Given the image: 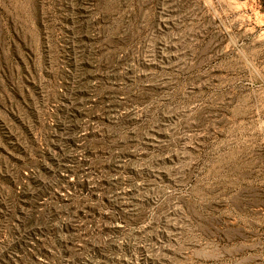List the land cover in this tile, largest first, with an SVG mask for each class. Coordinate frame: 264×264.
<instances>
[{"label":"rangeland","instance_id":"1","mask_svg":"<svg viewBox=\"0 0 264 264\" xmlns=\"http://www.w3.org/2000/svg\"><path fill=\"white\" fill-rule=\"evenodd\" d=\"M0 264H264V0H0Z\"/></svg>","mask_w":264,"mask_h":264},{"label":"trees","instance_id":"2","mask_svg":"<svg viewBox=\"0 0 264 264\" xmlns=\"http://www.w3.org/2000/svg\"><path fill=\"white\" fill-rule=\"evenodd\" d=\"M82 213H83V212H82ZM70 225H71V223H67V224H66L67 228H69Z\"/></svg>","mask_w":264,"mask_h":264}]
</instances>
